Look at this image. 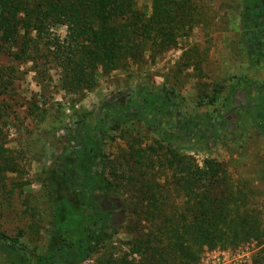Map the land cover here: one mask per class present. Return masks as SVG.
I'll list each match as a JSON object with an SVG mask.
<instances>
[{"label": "rangeland", "instance_id": "rangeland-1", "mask_svg": "<svg viewBox=\"0 0 264 264\" xmlns=\"http://www.w3.org/2000/svg\"><path fill=\"white\" fill-rule=\"evenodd\" d=\"M110 1L7 0L0 13V231L23 246L0 248V264L43 250L44 169L67 171L60 153L86 141L124 215L79 264H253L264 0L258 29L247 0H120L115 20L94 14ZM143 87L163 100L155 129L177 131L171 141L145 122Z\"/></svg>", "mask_w": 264, "mask_h": 264}, {"label": "trees", "instance_id": "trees-1", "mask_svg": "<svg viewBox=\"0 0 264 264\" xmlns=\"http://www.w3.org/2000/svg\"><path fill=\"white\" fill-rule=\"evenodd\" d=\"M6 1L0 0V13L5 11ZM260 2L259 0L246 1V13L254 29L262 26L259 20L262 11ZM119 3H121L120 0H111L110 7L105 12L94 8L96 11L94 14H99L103 19L107 17V20H115L119 13ZM2 44L0 43V49ZM64 83L69 84L70 81ZM136 92L145 100L141 110L143 111L141 114L146 110L147 115L143 117L145 122L152 130L157 131L156 117L163 111V100L159 102L158 95L145 87ZM132 105L133 100H130L129 106ZM255 115L257 129L264 135V99H261L258 104ZM197 118L208 121L210 116L201 114ZM186 121L180 120L182 127H186ZM157 134L171 141L175 138L177 131L173 133L157 131ZM99 150L98 145L89 144L86 141L83 147H75L70 153L64 149L60 153L59 158H65L67 163V171H59L52 166L44 169L42 186L50 206L47 242L40 253L32 255L24 253L23 259H12L7 264H79L109 242L111 232L121 224L124 212L120 204L113 207L107 206L102 201L104 197L109 199L114 196V191L102 172L104 157ZM117 214L122 215V219ZM0 248L23 250V246L4 231H0ZM253 264H264V256L260 255Z\"/></svg>", "mask_w": 264, "mask_h": 264}, {"label": "flooded vegetation", "instance_id": "flooded-vegetation-1", "mask_svg": "<svg viewBox=\"0 0 264 264\" xmlns=\"http://www.w3.org/2000/svg\"><path fill=\"white\" fill-rule=\"evenodd\" d=\"M105 198V197H104ZM107 200H109L110 201V204L109 205H107V206H113V207H117V206H119V201L117 200V198L115 197V196H111L109 199H107ZM102 201H103V198H102ZM114 202H116V204L114 203Z\"/></svg>", "mask_w": 264, "mask_h": 264}, {"label": "water", "instance_id": "water-1", "mask_svg": "<svg viewBox=\"0 0 264 264\" xmlns=\"http://www.w3.org/2000/svg\"><path fill=\"white\" fill-rule=\"evenodd\" d=\"M103 203H105V204L109 205V204H110V201H109V200H107L106 198H103ZM114 203L116 204V202H114Z\"/></svg>", "mask_w": 264, "mask_h": 264}]
</instances>
